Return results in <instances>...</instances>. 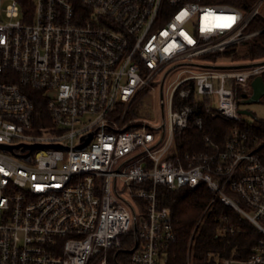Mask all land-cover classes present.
Listing matches in <instances>:
<instances>
[{
	"label": "built area",
	"instance_id": "built-area-1",
	"mask_svg": "<svg viewBox=\"0 0 264 264\" xmlns=\"http://www.w3.org/2000/svg\"><path fill=\"white\" fill-rule=\"evenodd\" d=\"M263 4L0 0V264H169L174 219L157 188L201 185L211 200L184 264H197V230L217 204L261 239L247 258L208 252L204 264H264V139L240 128L247 116L238 99L251 96L264 65L215 70L194 61L262 33L248 28ZM170 66L161 88L176 67L199 70L181 71L163 89L160 124L129 118ZM30 91L46 100L48 128L35 126ZM203 101L236 126L221 150L179 153L176 134ZM195 124L201 130L202 118Z\"/></svg>",
	"mask_w": 264,
	"mask_h": 264
},
{
	"label": "trees",
	"instance_id": "trees-1",
	"mask_svg": "<svg viewBox=\"0 0 264 264\" xmlns=\"http://www.w3.org/2000/svg\"><path fill=\"white\" fill-rule=\"evenodd\" d=\"M24 2V0H21ZM254 0H247L253 3ZM263 30L258 38L248 43L234 46L221 53L210 54L203 57L207 64L224 66L226 62L214 60L224 56L231 60V64H250L262 62L264 60V23L255 19L248 28V31L255 32ZM243 46V50L237 53V47ZM232 57V58H231ZM264 78V74H263ZM35 107L36 117L35 126H49L46 100L38 91H30ZM250 95L238 93L240 98L247 99ZM195 96L192 94L184 104H193ZM206 101L199 102L197 109L190 118L188 128L175 137V149L179 153L186 152H211L221 150L226 138L236 126V123L225 119L222 116L212 117L206 112ZM129 118L130 115H129ZM197 118H202L203 128L200 130L195 124ZM240 128L255 136L257 139H264V121L258 120L255 123H249L244 119L240 123ZM208 137L210 142L205 141ZM158 199L162 206L171 208L174 229L176 233L175 242L169 249V264H184L186 252L190 237L195 229V225L211 200V194L203 185L196 189L171 190L166 186H158ZM227 218V221L225 219ZM225 226H231L236 231L227 233ZM261 235L246 220L241 218L236 212L221 204H217L206 220L197 230V239L195 241V260L197 264H204L205 255L208 252H214L219 258H247L258 246ZM120 258V254L118 255Z\"/></svg>",
	"mask_w": 264,
	"mask_h": 264
},
{
	"label": "rangeland",
	"instance_id": "rangeland-1",
	"mask_svg": "<svg viewBox=\"0 0 264 264\" xmlns=\"http://www.w3.org/2000/svg\"><path fill=\"white\" fill-rule=\"evenodd\" d=\"M255 0L253 1V3ZM250 4V3H249ZM257 20H260L264 23V4L261 7L260 10V16L256 18ZM258 38V35L255 37ZM251 40V42H254L256 39ZM250 43V41H248ZM237 53H240L244 48L243 46L237 47ZM232 58V57H231ZM214 60L219 62H226L224 65H233L231 64V60L227 59L224 56H220L218 58H214ZM195 63H202L206 64L204 62L205 60L203 58L195 59ZM264 61V60H263ZM172 68V66L166 68L164 71H162L160 74L156 76V78L152 81V83L134 100V102L129 107V115L132 119H139V120H146L152 124H160L163 121V109L161 106V85L164 75ZM187 69H193V70H199V68L196 67H190V66H180L176 67L173 70H171L170 74L167 76L165 82H164V92L166 94V90L168 85L176 78V76L183 70ZM188 74L185 73L182 75V77L187 76ZM245 99L240 98V104L239 108L248 110L253 114V117H246L247 121L249 123H255L258 120L264 121V98L258 103L253 104H244L243 101Z\"/></svg>",
	"mask_w": 264,
	"mask_h": 264
},
{
	"label": "water",
	"instance_id": "water-1",
	"mask_svg": "<svg viewBox=\"0 0 264 264\" xmlns=\"http://www.w3.org/2000/svg\"><path fill=\"white\" fill-rule=\"evenodd\" d=\"M263 65H264V61L256 62V63H250V64H233V65H224V66L203 65V66H201V68H203V69H215V70H244V69H250V68H254V67H261ZM251 87H252V94L249 98H247L243 101L244 104L258 103L262 100V98H264V78H263V76L255 77L254 80L252 81ZM160 96H161V100H163V97H164L163 88H161ZM239 112H240V114H242L244 116L253 117V114L248 110L240 109ZM90 139L91 138H89V140L87 141V143L85 145H87L89 143Z\"/></svg>",
	"mask_w": 264,
	"mask_h": 264
},
{
	"label": "snow or ice",
	"instance_id": "snow-or-ice-1",
	"mask_svg": "<svg viewBox=\"0 0 264 264\" xmlns=\"http://www.w3.org/2000/svg\"><path fill=\"white\" fill-rule=\"evenodd\" d=\"M231 19H234V18H231Z\"/></svg>",
	"mask_w": 264,
	"mask_h": 264
}]
</instances>
